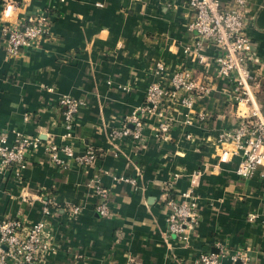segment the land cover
Returning <instances> with one entry per match:
<instances>
[{"label":"crops","instance_id":"crops-1","mask_svg":"<svg viewBox=\"0 0 264 264\" xmlns=\"http://www.w3.org/2000/svg\"><path fill=\"white\" fill-rule=\"evenodd\" d=\"M38 14L47 35L7 53L2 27ZM245 14L264 72V0H247ZM193 17L187 0H0V131L8 142L22 133L67 144L75 155L87 146L96 154L89 165L59 154L62 167L39 147L26 156L20 178L0 171V220L45 223L52 249L41 264H194L217 244L264 264V168L239 176L240 157L222 153L230 146L219 137L234 127L235 108L216 76V46L202 42L204 60L195 56L196 35L187 27ZM159 61L166 82L186 66L212 84L192 108L180 92L162 100L170 121L164 138L151 128L154 113L139 111ZM61 97L83 102L69 130ZM257 98L264 111V79ZM133 112L143 121L141 138H112L111 130L132 128ZM95 186L108 190L105 216L96 211ZM185 192L196 198L199 219L179 238L168 229L166 201L183 200Z\"/></svg>","mask_w":264,"mask_h":264},{"label":"built area","instance_id":"built-area-1","mask_svg":"<svg viewBox=\"0 0 264 264\" xmlns=\"http://www.w3.org/2000/svg\"><path fill=\"white\" fill-rule=\"evenodd\" d=\"M232 1L234 6L225 5L220 0H187L194 14L187 27L189 31L195 32L193 51L199 62L204 60L201 54L202 42L212 44L218 50L214 57L216 76L224 80L225 88L229 90L227 100L234 105L236 115L234 127L219 137L230 146L222 150V153L239 156L236 173L249 177L257 167L264 168V111L257 98V92L262 88L264 72L246 32L247 0ZM48 26L46 18L41 14L5 25L2 27V35L6 52L17 55L37 43L47 35ZM191 53L188 48L184 49L186 57ZM154 75L156 80L148 85L145 102L139 111L154 113L156 122L151 128L158 136L164 138L169 132L170 121L166 109L162 107V100L180 92L181 102L192 108L196 100H201L209 93L212 84L194 77L186 66L175 68L166 82L167 73L160 61L155 63ZM58 103L63 109L66 128L69 130L74 115L83 102L71 97H61ZM198 117L203 120L207 118V114L201 111ZM128 121L133 125L132 128L123 124L119 129L111 130L110 136H131L140 139L143 128L140 116L133 112ZM7 139L6 132L0 131V171H7L17 178L21 177L26 166L28 153L39 147L44 148L48 158L56 166L67 165L66 160L59 154H64L81 165L91 164L96 157L91 146H87L81 154L75 155L72 147L67 144H56L51 140L41 142L34 135L16 133L11 142ZM95 193L98 196L96 211L105 216L108 213V190L103 186H95ZM182 196L184 199L180 201L175 198L166 201L169 208L168 229L179 238H184L185 233L194 230L199 219L196 198L189 192L182 193ZM78 211V206L70 208L73 214ZM43 212L47 213L46 206ZM255 217V214H249L250 220ZM262 222L264 224V216ZM216 246V250L201 252L194 264H221L225 257L230 259L231 264H251L244 250L231 252L222 244ZM50 249L52 246L43 220L32 223L18 218L0 220V264H41L42 258Z\"/></svg>","mask_w":264,"mask_h":264}]
</instances>
